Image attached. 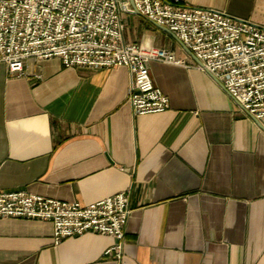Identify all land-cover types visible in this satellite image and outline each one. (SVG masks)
Wrapping results in <instances>:
<instances>
[{
  "label": "crops",
  "instance_id": "obj_1",
  "mask_svg": "<svg viewBox=\"0 0 264 264\" xmlns=\"http://www.w3.org/2000/svg\"><path fill=\"white\" fill-rule=\"evenodd\" d=\"M177 1L264 27V0ZM122 23L123 42L181 60L148 63L164 111L132 115L122 66L0 63V190L83 204L128 191L122 262L103 255L109 235L53 244L48 221L9 216L0 264H264V131L171 31L138 13Z\"/></svg>",
  "mask_w": 264,
  "mask_h": 264
},
{
  "label": "built area",
  "instance_id": "obj_2",
  "mask_svg": "<svg viewBox=\"0 0 264 264\" xmlns=\"http://www.w3.org/2000/svg\"><path fill=\"white\" fill-rule=\"evenodd\" d=\"M0 0V63L23 74L27 59H60L66 67H125L133 116L164 111L167 96L148 73L150 61L180 64L171 51L122 41V15L138 12L171 31L223 89L252 117L264 116V27L213 8L177 0ZM40 78L39 73H34ZM128 191L89 204L0 190V218L48 221L53 244L83 233L113 238L103 255L121 263Z\"/></svg>",
  "mask_w": 264,
  "mask_h": 264
},
{
  "label": "water",
  "instance_id": "obj_3",
  "mask_svg": "<svg viewBox=\"0 0 264 264\" xmlns=\"http://www.w3.org/2000/svg\"><path fill=\"white\" fill-rule=\"evenodd\" d=\"M128 2H129V4H130V6L131 7H133V1L132 0H128ZM134 13H138V12H134ZM139 14V13H138ZM152 22V21H151ZM153 24H155V25H157L155 22H152ZM157 26H159V27H162V28H164V29H166L164 26H161V25H157ZM183 45V44H182ZM183 47H185L184 45H183ZM187 47H185V49H186ZM186 51H187V53L190 55V56H192L193 57V59L195 60V62L197 63V64H199V61L186 49ZM248 113V112H247ZM249 114V113H248ZM250 115V114H249ZM251 116V115H250ZM252 117V116H251ZM254 120H255V122L256 123H258L257 125H258V127L260 128V129H262L263 131H264V127L262 126V124L261 123H259V120H257V119H255L254 117H252Z\"/></svg>",
  "mask_w": 264,
  "mask_h": 264
}]
</instances>
